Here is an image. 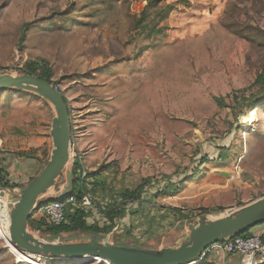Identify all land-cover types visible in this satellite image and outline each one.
Masks as SVG:
<instances>
[{
    "label": "rangeland",
    "instance_id": "obj_1",
    "mask_svg": "<svg viewBox=\"0 0 264 264\" xmlns=\"http://www.w3.org/2000/svg\"><path fill=\"white\" fill-rule=\"evenodd\" d=\"M160 3L172 9L148 42L132 29L146 0H0V73L21 74L32 61L49 67L70 109L71 156L93 197L88 222L103 224L98 206L119 203L148 178L114 230L155 248L184 242L204 210L220 217L264 194V90L255 83L264 66V0ZM250 28L260 32H234ZM53 116L32 92L0 93V168L9 182L26 184L49 159ZM58 181L64 185V170ZM181 181L178 191L170 187ZM5 221L0 264L53 262L12 247Z\"/></svg>",
    "mask_w": 264,
    "mask_h": 264
},
{
    "label": "water",
    "instance_id": "obj_2",
    "mask_svg": "<svg viewBox=\"0 0 264 264\" xmlns=\"http://www.w3.org/2000/svg\"><path fill=\"white\" fill-rule=\"evenodd\" d=\"M6 90L32 92L33 95L46 99L54 112L50 125L53 147L49 159L18 190L17 196L9 194L8 232L10 244L18 251L50 259L83 260L85 257L104 256L110 264H200L210 246L230 240L239 232L264 221L263 194L227 211L223 216L210 218L211 215L205 213L195 218L184 236L186 240L176 245L155 248L136 243H114L110 240L111 232L104 236L86 233L58 234L52 237L35 235L28 226L33 212L43 204L68 197L73 191L76 177L74 163L70 161V109L66 97L57 86L29 73H0V91ZM63 170L66 181L60 186L58 176H61ZM60 181L62 183L64 180ZM50 189L53 192L49 194ZM8 191V188L0 187V196L3 197ZM188 221L189 218L184 221V225ZM109 242L121 247H115ZM132 248L149 249V253L133 251Z\"/></svg>",
    "mask_w": 264,
    "mask_h": 264
},
{
    "label": "trees",
    "instance_id": "obj_3",
    "mask_svg": "<svg viewBox=\"0 0 264 264\" xmlns=\"http://www.w3.org/2000/svg\"><path fill=\"white\" fill-rule=\"evenodd\" d=\"M111 1H119V0H98V2L102 5L110 4ZM163 0H146V4L144 5L143 9L140 11L139 16L135 19L133 24V30L137 31V34H143L144 41L152 42L156 40L157 35L159 34L161 27L160 23L167 18L169 12L171 11V5H161L160 3ZM26 24L23 27V31L25 30ZM63 25H60V27ZM239 36L247 38V36H256L258 35L259 29L257 28H250L248 34H241L239 31H234ZM24 36V34L22 35ZM23 38V37H22ZM148 46V43L144 44V49ZM20 73H29L31 75L37 76L39 78H44L50 81L54 86L55 83L51 81V71L47 64L39 65L37 62L32 61L23 66L21 68ZM255 83L264 90V66L262 67L261 71L257 74ZM25 92V91H16V90H6V92ZM5 92V91H3ZM1 93V91H0ZM36 96V95H34ZM246 101V99H245ZM236 103H240V100ZM236 109V105L232 107V110ZM246 111L239 110L236 115L242 116L245 115ZM23 154V153H22ZM205 158V157H203ZM79 163H74V174H75V181L73 191L69 196H72L79 201L82 196L88 192V188L85 187V182L80 178L79 175ZM95 175V174H90ZM90 175H87L91 178ZM99 178L95 177L92 185H98ZM150 184V179L145 178L141 184H138L134 190L126 189L124 194L120 197V202H114L106 204L104 207L100 209V215L104 218L103 224L100 225L97 221L92 223L88 222V217L90 216V212L87 209H83L79 206L74 205H67L65 207V220L58 224V225H50L47 219L42 215L41 217L31 218L28 221V226L32 233L37 234L38 236H49L52 237L58 234H78V233H86V234H93L98 236H104L111 232L110 240L114 243H136L141 244L139 241L135 240H128L125 237L119 235L117 233V229L114 230V227L118 220L122 219L126 215V204L139 200L142 196V192L146 186ZM182 181L177 184H170V187H173L175 191H178L181 188ZM26 184L17 185L16 183H11L7 180V174L5 173L3 168H0V187L9 188V189H20L21 187L25 186ZM67 198V197H66ZM59 201H65V199ZM209 211L204 210L203 213ZM185 219L189 218L188 215L183 216ZM260 223H264L260 222ZM258 223V224H260ZM257 224V225H258ZM130 229L126 231H122L124 234L127 233ZM249 229H246L242 232H239L236 236L247 237L249 236ZM262 238V236H261ZM53 262L50 264H58L56 262L57 259H51ZM200 264H211L207 260H203Z\"/></svg>",
    "mask_w": 264,
    "mask_h": 264
},
{
    "label": "built area",
    "instance_id": "obj_4",
    "mask_svg": "<svg viewBox=\"0 0 264 264\" xmlns=\"http://www.w3.org/2000/svg\"><path fill=\"white\" fill-rule=\"evenodd\" d=\"M72 163H79L80 178L86 176L85 169L81 163L80 158L76 157L74 162L71 156ZM83 180V179H82ZM92 194L85 193L79 201L72 196H68L65 201L54 200L40 206L39 210L47 219L50 225H58L65 220V207L67 205L79 206L83 209H88L92 206ZM8 214L7 203L4 197L0 196V226H2L1 219L6 218ZM6 221L4 222L5 225ZM116 229V228H115ZM225 253H234L239 256L238 264H264V240L258 234H250L247 237L235 236L230 240L217 242L213 244ZM33 255V254H32ZM35 257L37 255H34ZM39 258L42 257L38 255Z\"/></svg>",
    "mask_w": 264,
    "mask_h": 264
},
{
    "label": "crops",
    "instance_id": "obj_5",
    "mask_svg": "<svg viewBox=\"0 0 264 264\" xmlns=\"http://www.w3.org/2000/svg\"><path fill=\"white\" fill-rule=\"evenodd\" d=\"M0 156L2 157V156H4V154L0 152ZM41 166L42 165H37L34 168V170L32 172L33 174H32V176H30V178L36 175V173L40 170ZM27 181H29V180H26V182ZM50 193H52V191H49V194ZM102 207H104V206H101V205L98 206V210L101 209ZM87 210L90 212V215H92V214L94 215V211H92L91 209H87ZM98 214L100 215V212H98ZM41 216H42V213L39 209L34 211L32 214V217H34V218H38ZM249 233L250 234H258V235L262 236V239L264 240V223H260L258 225L251 227L249 229ZM205 260H207L211 264H238L239 256L237 254H234V253H225L222 250H220L219 248H216L215 246L212 245L209 247V249L207 251Z\"/></svg>",
    "mask_w": 264,
    "mask_h": 264
},
{
    "label": "bare ground",
    "instance_id": "obj_6",
    "mask_svg": "<svg viewBox=\"0 0 264 264\" xmlns=\"http://www.w3.org/2000/svg\"><path fill=\"white\" fill-rule=\"evenodd\" d=\"M4 198H5V200H6V203L7 202H9V197H10V195L8 194V192H6L5 194H4V196H3ZM15 202V201H14ZM8 210V209H7ZM216 216H210V218H215ZM8 226H9V215L7 214V216H6V223H5V234H6V239H7V241H8V243L10 244V236H9V232H8ZM110 244H112L113 246H115V247H121V246H118V245H116V244H113V243H111V242H109ZM12 247H14L12 244H10ZM15 248V247H14ZM17 250V249H16ZM132 250L133 251H137V252H141V253H149V249H138V250H136V249H133L132 248ZM26 254H28V255H30V256H34V255H32V254H30V253H26ZM86 259H94V260H96V259H100L101 260V262H103V263H105V264H110L109 262H108V260L104 257V256H101V257H97V258H89V257H85L83 260H86ZM131 260V259H130Z\"/></svg>",
    "mask_w": 264,
    "mask_h": 264
}]
</instances>
